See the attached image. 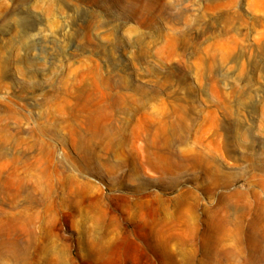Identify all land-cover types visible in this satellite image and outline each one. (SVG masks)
I'll list each match as a JSON object with an SVG mask.
<instances>
[{
    "label": "rangeland",
    "instance_id": "374dc122",
    "mask_svg": "<svg viewBox=\"0 0 264 264\" xmlns=\"http://www.w3.org/2000/svg\"><path fill=\"white\" fill-rule=\"evenodd\" d=\"M261 179L264 0H0V264H243Z\"/></svg>",
    "mask_w": 264,
    "mask_h": 264
},
{
    "label": "bare ground",
    "instance_id": "6f19581e",
    "mask_svg": "<svg viewBox=\"0 0 264 264\" xmlns=\"http://www.w3.org/2000/svg\"><path fill=\"white\" fill-rule=\"evenodd\" d=\"M174 165L176 167H178V164L177 162L174 163ZM260 180V179H259ZM259 182V181H258ZM250 183V182H248ZM261 183L260 187H262V190L264 189V179H261V181L259 182ZM5 189L6 187L4 186V184L0 181V194H5ZM238 193V192H237ZM236 193V196H239V194ZM254 193V192H253ZM258 193V192H257ZM256 193V194H257ZM241 194V193H240ZM243 194V193H242ZM241 194V195H242ZM231 194H228L227 196H229ZM235 195V194H233ZM231 195V196H233ZM225 195H223V197H221L220 199L224 200L225 201V205L228 207V204H229V197H224ZM244 195H242L243 197ZM258 196V195H256ZM255 196V202L253 204H250L248 200H250L249 198H247V194L246 198L245 199H248V200H242L244 201L245 203L243 204V202H240L241 205H237L235 206L234 208H236V210H238V214L235 215L234 217L232 218H229L230 216H232V214L230 216H226L227 214V211L224 213L226 214L225 216L223 215L222 217H219L217 222L218 224H220L221 228L222 226H226V225H231L233 226V231L229 228H226L228 230H231L232 231V234L234 232V230L236 231L235 233H238L236 236V241L238 240L239 241V238H243L244 236V239H247L248 240V245L250 246L249 249L251 250V253H250V256H247L246 259H244V262L243 264H261L263 263L264 264V203L261 199H259L260 196L256 197ZM234 198H237V200L239 201L240 199L242 198H238V197H234ZM261 198V197H260ZM237 200H234V203L237 202ZM221 201V200H220ZM222 201V202H224ZM248 201V202H247ZM252 201V200H251ZM231 203V202H230ZM233 203V202H232ZM231 203V204H232ZM238 202V204H240ZM222 204V203H221ZM236 204V203H235ZM226 207V208H227ZM231 207H233V205H231ZM224 208V207H222ZM226 210V209H225ZM231 210V209H229ZM232 211V210H231ZM219 212V211H218ZM217 212V213H218ZM223 212V210H222ZM248 216V226L246 224V228L247 230L244 229V218L246 217L247 218ZM215 219V218H214ZM217 219V218H216ZM2 219H0V222H1ZM8 222H11V223H15V222H18L17 220H19L15 215L13 214H9V216L7 217L6 219ZM244 221V222H243ZM20 222V220H19ZM225 228V229H226ZM220 229V228H219ZM224 231V230H223ZM227 232V231H226ZM229 235V234H228ZM238 238V239H237ZM235 240V239H234ZM241 242L243 239H240ZM246 240V241H247ZM245 241V240H244ZM241 243L242 245L244 243H247V242H244ZM13 243V242H12ZM11 242L7 241V242H3V241H0V256L4 253H9L11 254L12 256L16 254L15 252V249L13 247V244ZM238 244V243H237ZM246 248L247 247V244L245 245ZM244 246V247H245ZM243 248V247H241ZM244 249V248H243ZM242 250V249H241ZM245 250V249H244ZM247 250V249H246ZM245 250V251H246ZM239 250H237L238 252ZM243 252V251H242ZM247 252V251H246ZM245 252V253H246ZM240 253V252H239ZM233 254V253H232ZM238 254V253H237ZM249 254V252L247 253ZM244 255V253L242 254ZM239 256V255H238ZM240 264V263H239Z\"/></svg>",
    "mask_w": 264,
    "mask_h": 264
}]
</instances>
